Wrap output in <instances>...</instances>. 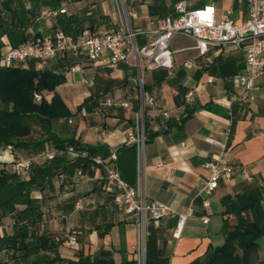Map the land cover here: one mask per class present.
<instances>
[{
	"label": "crops",
	"instance_id": "1",
	"mask_svg": "<svg viewBox=\"0 0 264 264\" xmlns=\"http://www.w3.org/2000/svg\"><path fill=\"white\" fill-rule=\"evenodd\" d=\"M178 1L0 0V11L5 20L19 12L27 22L25 42L56 29L75 37L84 31L97 35L131 29L138 46H144L156 39L158 18L177 15ZM185 1L189 9L213 6L218 20L227 10H232L237 23L248 14V0ZM43 9L64 11L41 17ZM125 12L132 15L127 26ZM12 47L9 36L3 34L0 52ZM170 49L173 70L140 71L125 63L109 66L104 59L81 57V69L71 72L76 61L72 53L45 61L41 69L34 61L23 67L52 69L66 76V82L54 91L41 92L49 101L56 92L69 110L68 116L53 120L58 136L74 137L83 145H104L108 156L117 152L122 179L131 185L141 181L147 200L163 202L179 214L193 209L179 237L174 235L177 216L159 220L148 216L143 244L139 215L118 207L104 192V169L91 158L87 164L79 161L86 151L58 150L46 142L40 152H54L59 159L52 175L30 192L39 206V220L28 225L26 250L0 249V264H139L140 248H144L145 263L148 257L169 264H264V74L255 88L246 90L236 78L245 69V55L237 47H210L203 54L193 36L177 34ZM137 125L146 134L141 161L136 146L125 142L127 132ZM208 137L226 141L227 161L237 169L231 179H220L206 207L200 194L204 163L221 152ZM1 150L3 163L40 153L32 148ZM45 161H37L28 171L11 170L30 180L34 166ZM243 168L251 179L244 177ZM10 215L14 226L11 231L0 228V236L15 232V215ZM204 216L209 217L207 223ZM233 233L240 236L231 240L229 251L215 253ZM70 234H77V247L68 244ZM42 236L50 238L46 246L35 243Z\"/></svg>",
	"mask_w": 264,
	"mask_h": 264
},
{
	"label": "built area",
	"instance_id": "2",
	"mask_svg": "<svg viewBox=\"0 0 264 264\" xmlns=\"http://www.w3.org/2000/svg\"><path fill=\"white\" fill-rule=\"evenodd\" d=\"M174 9L176 16L166 15L156 20L157 37L147 45L138 46L135 40L136 33L131 29L128 32L104 31L97 35L84 31L78 37L63 29H56L53 33L39 36L32 42H24L0 52V69L23 67L30 61H34L36 68L41 69L45 61L72 53L76 61L70 67L71 72L81 69V57L92 61L104 59L109 66L125 63L137 67L140 71L155 67L173 70L174 57L170 49V41L177 34H186L195 38L196 48L203 54L210 47L227 45H233L242 50L245 55V69L236 78L246 90L255 88L257 78L264 74V0H248V14L241 23L235 21L232 10H227L218 20L213 6L189 9L185 0L178 1ZM62 11L64 10L43 9L40 16L55 17ZM130 17L127 15V22L130 21ZM188 95L191 96V93ZM34 99L41 101L43 99L41 92L36 91ZM150 101L153 102V98H150ZM108 104L111 105V102ZM123 105L126 106L127 103ZM207 140L219 145L221 152L214 159L204 163L206 174L200 194L204 196L206 207L210 205L209 198L219 186L220 179H231L237 169L234 164L227 161L226 141L215 140L212 137H208ZM145 141V133L140 125L127 132L125 142L136 146L140 161L143 158ZM54 157L55 153L47 150L31 156H19L11 162V167L15 170L28 171L37 161ZM117 159L118 155L115 151L107 157L101 155L92 157V161L105 171L104 192L112 197L118 207L139 215L143 244L148 216L155 220L165 216H177L178 227L174 235L179 237L182 226L193 214V209L189 208L186 213L179 214L163 202L147 200L141 181L131 185L122 179ZM3 167L4 164L0 161V170ZM242 173L245 178L251 179L248 169L243 168ZM203 221L207 223L209 217L204 216ZM67 242L70 246L77 247L79 244L77 234H70ZM139 264H146L144 248H140Z\"/></svg>",
	"mask_w": 264,
	"mask_h": 264
},
{
	"label": "trees",
	"instance_id": "3",
	"mask_svg": "<svg viewBox=\"0 0 264 264\" xmlns=\"http://www.w3.org/2000/svg\"><path fill=\"white\" fill-rule=\"evenodd\" d=\"M1 12L0 37L7 34L14 47L25 42L28 39L25 33L27 22L20 19L19 12L15 11L11 20L3 19ZM64 82H66V76L52 69L35 70L34 67L0 69V148H32L34 152H40L44 149L46 142H51L58 150L72 148L76 151H86L87 154L84 157L78 158L85 164L90 162L92 157L108 156V150L104 145H83L74 137L63 138L56 134L53 120L69 115L67 106L56 92L50 101L46 98L41 101L34 99L36 91H54ZM58 159L59 156L56 155L53 159L46 160L41 166H34L30 180H22L16 172L12 171L11 162L3 163L4 167L0 170V221L14 214L16 226L13 235L0 236V249L24 252L28 247L30 242L28 225L37 222L40 217L39 206L31 198L30 192L33 188L40 187L52 175ZM18 205L25 207L20 209ZM27 219L28 224L25 223ZM239 234H231L228 242L216 249L215 253L228 252L231 240L240 236ZM49 239L48 236L37 237L35 243L46 246ZM146 264L169 263L165 260L152 262L146 257Z\"/></svg>",
	"mask_w": 264,
	"mask_h": 264
},
{
	"label": "rangeland",
	"instance_id": "4",
	"mask_svg": "<svg viewBox=\"0 0 264 264\" xmlns=\"http://www.w3.org/2000/svg\"><path fill=\"white\" fill-rule=\"evenodd\" d=\"M121 2L124 4V0H121ZM123 19H124V23L125 25H129V22H127V14L125 12L124 16H123ZM2 152L1 148H0V153ZM14 226V218H13V215H10L6 218H4L2 221H1V224H0V228L1 229H4L6 231H11L12 227Z\"/></svg>",
	"mask_w": 264,
	"mask_h": 264
}]
</instances>
